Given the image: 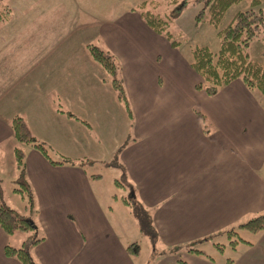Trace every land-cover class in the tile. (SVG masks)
I'll return each mask as SVG.
<instances>
[{
    "label": "crops",
    "instance_id": "0c3cea01",
    "mask_svg": "<svg viewBox=\"0 0 264 264\" xmlns=\"http://www.w3.org/2000/svg\"><path fill=\"white\" fill-rule=\"evenodd\" d=\"M146 1L4 0L10 14L0 21H19L27 38L0 36V180L17 175L15 115L53 160H73L53 164L24 145L31 222L43 236L31 248L37 264H225L208 241L197 246L213 260L186 246L264 212V99L239 78L211 96L198 89L191 56L143 20ZM88 44L114 58L129 111ZM107 183L149 213L153 245L122 199L100 189ZM241 233L250 244L237 245L231 264H264V231ZM8 241L0 226V264H21L4 253Z\"/></svg>",
    "mask_w": 264,
    "mask_h": 264
},
{
    "label": "trees",
    "instance_id": "16d2710c",
    "mask_svg": "<svg viewBox=\"0 0 264 264\" xmlns=\"http://www.w3.org/2000/svg\"><path fill=\"white\" fill-rule=\"evenodd\" d=\"M201 1H204V6L195 15V21L206 22L216 27L217 36L219 38V48L217 51H211L205 46L193 48L190 65L202 78V82L197 85V88L203 89L207 95L211 96L222 86L239 78L248 89L256 91L264 99V64L252 59L247 51L253 39L264 40V34H260L264 26V16L260 8H255L262 0H250V7L245 10L237 11L232 17V20L223 27H219V24L226 9L230 5L241 0ZM147 3L148 1L140 4L138 7L141 9L143 20L156 32L164 35L166 39H168L170 45L178 46L179 41H177L174 35L168 30L169 21L164 19L159 13H154L147 9ZM9 14L10 10L7 4L0 3V20H7ZM87 49L94 61L104 70L107 78L116 91L118 99L123 102L124 106L129 111L126 92L118 76L119 68L112 55L94 44H88ZM59 111L69 117L77 118L68 110L59 108ZM196 112L205 125V117L203 114L199 111ZM10 126L16 144L28 145L39 150L53 164L73 162L72 159L65 156L60 160H53L49 155L46 145L33 135L25 120L20 115H15L11 119ZM206 130H209L207 124ZM24 156L25 153L23 149L15 145L13 147V158L17 170V177L15 179L17 187H14L13 191L25 200V213H21L5 203L0 183V226L9 239L4 246V253L7 256L18 259L21 264H37L31 255V248L42 241L43 236L31 222V220H33L32 217L36 216L37 210L32 189L25 175ZM80 161L82 162L83 160L80 159ZM91 177H93V175H91ZM116 182L122 185L120 180H116ZM121 199L136 218L140 232L147 235L153 245L156 232L151 224L149 213L142 205L129 196H123ZM242 231L252 234L264 231V212L250 215L233 226L193 241L187 244L186 251L189 253L201 254L213 260L210 254L197 245L204 241H208L217 252H223L226 246L235 250L240 243L246 245L250 244V241H246L242 238ZM20 234L25 235L20 245H12L11 240L16 235ZM222 236L227 240L226 243L218 240L222 238ZM126 248L132 255H138L140 252L137 242L128 244ZM177 249H179V247H174L169 249L170 251L168 250V252H173ZM159 252L160 250H158V248L153 249L154 255ZM232 262V258L225 259V264H231ZM149 263H151V261L147 262V264Z\"/></svg>",
    "mask_w": 264,
    "mask_h": 264
},
{
    "label": "rangeland",
    "instance_id": "374dc122",
    "mask_svg": "<svg viewBox=\"0 0 264 264\" xmlns=\"http://www.w3.org/2000/svg\"><path fill=\"white\" fill-rule=\"evenodd\" d=\"M147 9L153 11L154 13H159L164 19L169 21L168 30L174 38L179 41L180 49L186 54L190 55L193 48L205 46L211 51H217L219 48V38L217 36V29L215 26L206 22H196L195 15L204 6V1L197 0H147ZM250 0H241L237 3L230 5L224 12L219 27L226 26L231 20L234 14L239 10H245L250 7ZM4 3V0L0 1ZM103 3V2H102ZM116 6V5H115ZM84 7L85 6H80ZM94 7L100 9L102 5L95 4ZM117 8L121 6H116ZM255 8H260L264 16V0L256 6ZM7 21H0V36L1 32L8 31L6 38L11 40L14 44L22 43L26 38L27 34L23 31L19 24V21H15L14 24H7ZM260 34H264V26ZM248 54L250 57L262 64H264V40L253 39L248 46ZM17 146L24 149V145L16 144ZM113 165L110 164L109 167ZM106 168V169H105ZM98 167H88L91 173L99 171ZM103 172L106 177H113L114 179L120 180L123 186H125L124 180H121V175L119 173L113 174L114 169L104 167ZM102 172V173H103ZM14 173L13 177L11 175L0 180L2 190H3V200L5 203L15 210L25 213L24 205L25 200L21 196L13 191L14 187H17V182L15 181L17 175ZM13 178V181H12ZM110 181L112 179H109ZM111 194H116L119 198L123 197L125 194L122 193L121 186L116 184V187H112V183H107L104 186H100V189H107ZM127 192V191H126ZM30 215V214H29ZM31 216V215H30ZM133 216V214H132ZM36 216L32 218L35 219ZM246 233L244 237H248ZM24 234L16 235L12 240V245H20L21 241L24 239ZM19 240V242H17ZM221 242L226 243L227 240L224 236L218 239ZM211 255H215L217 258L226 259L232 258L234 256V250L230 249L228 246L224 249L223 253L208 250Z\"/></svg>",
    "mask_w": 264,
    "mask_h": 264
}]
</instances>
